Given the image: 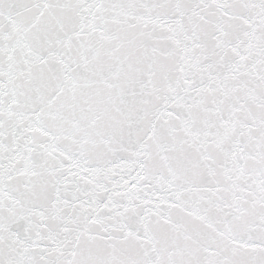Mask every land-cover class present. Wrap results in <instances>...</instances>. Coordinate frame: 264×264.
Listing matches in <instances>:
<instances>
[{
	"label": "snow or ice",
	"instance_id": "snow-or-ice-1",
	"mask_svg": "<svg viewBox=\"0 0 264 264\" xmlns=\"http://www.w3.org/2000/svg\"><path fill=\"white\" fill-rule=\"evenodd\" d=\"M0 264H264V0H0Z\"/></svg>",
	"mask_w": 264,
	"mask_h": 264
}]
</instances>
